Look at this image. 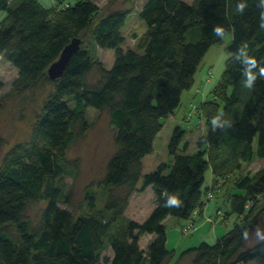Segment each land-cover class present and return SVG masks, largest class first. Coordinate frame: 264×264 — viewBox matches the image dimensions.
<instances>
[{
    "label": "trees",
    "instance_id": "trees-1",
    "mask_svg": "<svg viewBox=\"0 0 264 264\" xmlns=\"http://www.w3.org/2000/svg\"><path fill=\"white\" fill-rule=\"evenodd\" d=\"M235 6L236 0H145L138 14L147 30L138 49H124L123 28L131 8L104 13L96 0H78L64 8L58 3L46 7L40 0H0V14L5 13L0 18V53L17 67L14 86L28 89L41 80L54 85L36 115L33 139L13 146L0 163V264H168L174 251L167 247L166 219L189 221L195 209L204 211L208 170L213 173L215 198L229 200L243 220L215 244L202 241L186 248L179 260L251 264L260 255L264 242L249 246L242 233L253 231L264 215V166L254 174L237 176L235 171L264 157V78L252 90L243 88L242 65L230 54L248 42L264 64V10L258 0H248L243 14H237ZM216 24L228 26L233 39L225 73L196 113L207 130L197 137V150L190 152L186 128L176 126L168 145L173 161L143 173L144 157L153 152L155 138L181 105L183 92L195 84L205 54L223 41L213 32ZM196 30L197 39L189 40ZM89 34L96 46L115 50L111 67L93 58L84 44ZM74 37L82 39L80 49L63 75L51 79L49 66ZM95 66L100 77L89 82ZM90 106L109 113L116 150L100 181L106 193L103 205L89 186V211L77 214L61 206L70 201L64 184L80 167V160L68 158L67 151L90 128ZM217 111L225 113L231 127L212 130L210 120ZM188 113L187 119H192ZM1 148L0 139V152ZM148 186L155 195L153 210L143 221L127 217L133 193ZM165 190L181 192L180 208L164 207ZM42 200L47 205L40 222L33 224L28 207ZM219 209V219L228 215ZM146 234L153 238L144 248L141 237ZM108 246L112 256L103 255Z\"/></svg>",
    "mask_w": 264,
    "mask_h": 264
},
{
    "label": "rangeland",
    "instance_id": "rangeland-1",
    "mask_svg": "<svg viewBox=\"0 0 264 264\" xmlns=\"http://www.w3.org/2000/svg\"><path fill=\"white\" fill-rule=\"evenodd\" d=\"M77 1L62 0L60 6L64 8L67 4H74ZM96 2L104 13L122 8H131L132 12L129 14L123 28L126 36L123 48L138 49L139 40L147 30L146 22L138 14L145 0H96ZM4 15L5 13L2 12L0 18L4 17ZM197 36L198 32L196 30L189 34V40H196ZM232 39L233 34L229 33L222 42L216 43L209 48L196 74L197 82L201 83L200 92L197 94L194 102L190 103L191 106L188 105L189 101L186 102L184 100L186 96L183 98L181 106H179L177 111L179 115L184 116L187 106H190L188 109L190 110L203 101L211 99L216 86L225 73L228 59L227 47ZM84 44L89 47L94 59L101 61L107 68L111 67L115 60V50L113 48L96 46L90 34L86 37ZM210 69L213 75L208 78V70ZM100 74L98 66H95L88 75L89 82L97 80ZM17 75V67L7 61L4 55L0 53V80L3 82V86L0 88V139L2 140L0 163L6 152L13 146L18 143L30 142L33 139V126L36 115L40 112L44 100L54 88L51 82L41 80L28 89H19L14 86V80ZM70 103H72L71 100ZM87 117L91 123L90 128L82 137L77 138L67 151L68 158H78L80 160V167L76 175L73 178H69V181L64 184V192L69 196L70 201L68 203H61V206L73 210L77 214L89 211L85 204V192L89 186L97 192L98 205H103L106 193L100 185V181L105 176L109 158L116 150V129L111 123L109 113L107 111L100 112L95 107L90 106L87 110ZM203 120L198 116L196 117V115L187 121L182 119L183 127L192 130L189 131V134L187 133L186 137L191 142L190 152H193L194 148L197 147L196 136L207 130L206 121ZM173 130L174 127L171 125L170 120L166 119L164 128L155 138L154 153L148 155L144 160L143 173L154 170L159 160L167 163L170 162L169 157L171 154L168 145ZM262 166H264V159L257 157L254 162L245 163L242 169H236L235 174L237 176L247 173L254 174ZM211 173V170H208L206 173V184H209ZM218 198V206L222 207L226 213L228 212V215L224 216L222 220L214 216L217 222H215L214 226L206 224L203 227L197 228L192 234H184L181 232L179 225L174 224V220H169L166 223L169 235L167 247L174 251L173 257L169 260L168 264H175L176 262L177 264H191L190 257H184L179 260L183 250L196 246L202 241L215 244L217 239L228 232L237 222H242L243 219L232 211L230 201L224 200L222 196ZM133 201L136 203L135 209L133 211L130 210L126 216L138 221H143L155 206V196L152 194V190L144 191L142 194L136 196ZM139 203L140 207L137 206ZM46 205L47 201L45 200L30 204L27 210V217L33 224L40 222L43 208ZM150 206H153V208L148 213ZM173 219L177 218L174 217ZM258 226L264 227V215ZM148 240H150L149 235L141 237V244L144 248L147 247ZM259 243L261 242H257L251 238L247 241L249 246H255V244L258 245ZM260 250V255L252 261L255 264H260L261 256L264 257V245L260 247ZM103 255L112 256L110 246L103 251Z\"/></svg>",
    "mask_w": 264,
    "mask_h": 264
},
{
    "label": "clouds",
    "instance_id": "clouds-1",
    "mask_svg": "<svg viewBox=\"0 0 264 264\" xmlns=\"http://www.w3.org/2000/svg\"><path fill=\"white\" fill-rule=\"evenodd\" d=\"M248 7V0H236L235 12L243 14ZM258 7L264 10V0H258ZM260 27L264 28V11L261 12ZM213 32L221 40L225 39L228 32V26L224 24H216L213 27ZM232 58L242 65L240 84L243 88L252 90L256 87L257 82L264 78V64L261 63V58L252 54L248 42H243L241 46L230 54ZM212 130H223L232 126V122L226 118L223 111H217L210 120ZM165 198L164 207L180 208L184 203L182 194L179 190L162 192ZM244 240L254 239L257 242H264V227L257 226L254 232L245 229L242 233Z\"/></svg>",
    "mask_w": 264,
    "mask_h": 264
},
{
    "label": "crops",
    "instance_id": "crops-1",
    "mask_svg": "<svg viewBox=\"0 0 264 264\" xmlns=\"http://www.w3.org/2000/svg\"><path fill=\"white\" fill-rule=\"evenodd\" d=\"M46 7H52L53 5H55L56 3H58V4H60L61 5V3H62V0H40ZM200 88H201V83H198L197 82V79H196V82H195V84L193 85V87L190 89V90H186V91H184L183 92V94H182V99H181V103H182V101H183V98L186 96V98H184V100H186V102H188V105H190L191 106V104L194 102V100L196 99V97H197V94L200 92ZM186 92V93H185ZM187 94V95H186ZM191 103V104H190ZM181 106V105H180ZM190 106H187V108H186V110H185V114H184V116L182 117L181 115H179V113L177 112L178 111V109L175 111V113L174 114H172V115H170L167 119H169L170 120V122H171V125L175 128L176 126H182L183 127V121H182V119L183 120H185V121H187L188 119L186 118V115H187V111H188V109H189V107ZM180 117H181V119H180ZM163 128H164V126H163ZM162 128V129H163ZM190 128H187L186 130H187V133L189 134V131H192V130H189ZM162 131V130H161ZM160 131V132H161ZM160 132L157 134V136L160 134ZM193 133V132H192ZM199 136V135H198ZM198 136H196V141H197V137ZM186 137H187V134H186ZM190 149H191V142H190V146H189V149H188V151H190ZM197 150V147L196 148H194V150L193 151H196ZM154 151H155V147H154V150H153V152H151V153H149V154H147L145 157H144V159H143V163H144V160H145V158L148 156V155H150V154H152V153H154ZM259 158V157H258ZM263 159H264V157H263ZM169 160H170V162L169 163H171L172 161H173V157H172V155H170V157H169ZM161 162H163V161H158L157 162V165L159 164V163H161ZM254 162V161H253ZM212 172V171H211ZM213 178V173H211V176H210V179H209V184H210V181H211V179ZM208 185V184H207ZM219 185V183H217V186ZM152 188V186H148L144 191H146V190H152V194L154 195V191H153V188ZM143 191V192H144ZM143 192H135V193H133V195L131 196V199H130V203H129V205H128V207H127V209H126V211H125V214H127L130 210L131 211H133L134 209H135V206H136V203H134V198H136V196H138L139 194H142ZM155 196V195H154ZM218 200H219V198L218 197H216L213 201H211L210 203H208V205H207V207L204 209V211H202L201 213H200V215L198 216V218H197V221H196V226H195V228L193 229V231H191V232H188V233H186V232H183V230H182V227L184 226V225H186L187 223H188V220H186V219H180V218H177V219H173L174 218V216H169V217H167V219H166V222H168L169 220H174V224L175 225H179V228H180V230H181V232L182 233H184V234H192L197 228H199V227H203V226H205L206 224H210V225H212V226H214L216 223H210L209 221H207L206 220V218H205V216H216V211H217V209H219V206H218ZM137 206H139L140 207V203L139 204H137ZM153 208V206L151 207H149V209H148V213L150 212V210ZM148 216V215H147ZM146 216V217H147ZM219 220H222V219H219ZM174 229V228H173ZM168 231V230H167ZM146 235H149L150 236V240L153 238V235L152 234H146ZM143 236H145V235H143ZM142 236V237H143ZM168 239H169V235H168ZM150 240H148V242L150 241ZM142 245V244H141ZM256 245V244H255ZM253 261V260H252ZM251 261V262H252ZM252 264H255L254 262H252ZM260 264H263V259H261V262H260Z\"/></svg>",
    "mask_w": 264,
    "mask_h": 264
},
{
    "label": "water",
    "instance_id": "water-1",
    "mask_svg": "<svg viewBox=\"0 0 264 264\" xmlns=\"http://www.w3.org/2000/svg\"><path fill=\"white\" fill-rule=\"evenodd\" d=\"M82 39L74 37L62 50L59 57L51 63L48 68V75L51 79L61 77L73 55L80 49Z\"/></svg>",
    "mask_w": 264,
    "mask_h": 264
},
{
    "label": "built area",
    "instance_id": "built-area-1",
    "mask_svg": "<svg viewBox=\"0 0 264 264\" xmlns=\"http://www.w3.org/2000/svg\"><path fill=\"white\" fill-rule=\"evenodd\" d=\"M210 75H212V72H210ZM198 108H199V104L196 105L195 107H193L192 111L188 113V117L189 118H193L194 115H196ZM209 187L210 188L207 191V193L205 195V198H204L205 208L207 207L208 203H210L211 201H213L215 199V193H214L215 183H214L213 178L210 181ZM200 213H201L200 209H195V211L193 212V215L189 219L188 223L182 227L183 232L188 233V232L193 231V229L197 225L196 221H197V218L200 215ZM219 216H223V212H222V210L217 209L215 217L217 218ZM215 217L211 216V215L210 216H205L206 220L209 221L210 223H215L216 222Z\"/></svg>",
    "mask_w": 264,
    "mask_h": 264
}]
</instances>
